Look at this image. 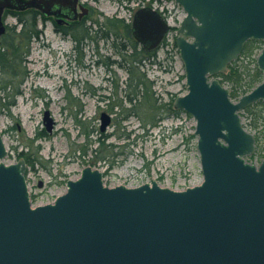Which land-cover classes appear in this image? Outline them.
<instances>
[{"label":"water","instance_id":"95a60500","mask_svg":"<svg viewBox=\"0 0 264 264\" xmlns=\"http://www.w3.org/2000/svg\"><path fill=\"white\" fill-rule=\"evenodd\" d=\"M185 16L175 39L187 92L175 109L195 120L202 181L175 190L150 179L108 186L85 166L51 203L32 206L26 162L3 160L0 134V264H264V157L255 150L239 112L264 102V45L256 57L263 80L238 100L215 76L236 60L247 40L264 42V0H175ZM78 0H0L5 8L44 14L74 10ZM79 16L88 8L79 4ZM67 15V14H66ZM168 24L155 9L138 8L131 32L143 48H157ZM46 129L52 118L45 111ZM110 116L101 114L100 130Z\"/></svg>","mask_w":264,"mask_h":264},{"label":"rangeland","instance_id":"374dc122","mask_svg":"<svg viewBox=\"0 0 264 264\" xmlns=\"http://www.w3.org/2000/svg\"><path fill=\"white\" fill-rule=\"evenodd\" d=\"M82 1L90 8L87 19L59 25L67 29L65 33L55 30L53 17L38 20L41 32L31 41L22 63L25 77L20 84L19 78L14 80L20 93L10 109L0 107V134L7 150L4 162L24 158L21 151L32 154V164L25 161L24 175L33 205L53 202L65 192L67 180L78 178L85 166L99 169L108 186L134 187L153 179L162 187L182 190L201 183L195 120L165 108L187 92L174 42L184 17L182 9L170 0ZM145 6L159 11L170 29L164 43L150 51L154 55L141 65L147 88L129 110L127 94H135V81L127 86L125 59L118 52L129 46L128 39H105L94 29L104 17L131 24L134 12ZM4 25L6 30L18 23L8 14ZM258 52L255 49L252 57L256 59ZM224 86L231 91L230 85ZM45 111L53 121L51 131L43 120ZM103 112L110 116V123L101 131ZM239 115L255 137V150L246 160L258 164L264 154V130L250 128L244 110ZM151 121L156 124L150 125Z\"/></svg>","mask_w":264,"mask_h":264},{"label":"trees","instance_id":"16d2710c","mask_svg":"<svg viewBox=\"0 0 264 264\" xmlns=\"http://www.w3.org/2000/svg\"><path fill=\"white\" fill-rule=\"evenodd\" d=\"M9 13L15 17L18 26H8L5 32L0 36V75L4 77L3 79L0 78V107H6L7 109H10L15 102L14 98L20 93L18 84H20L25 77V72L22 71V63L29 53L30 43L32 40L36 39L41 32L37 26L38 20L41 19V14L38 11L28 9ZM97 23L99 26L94 29V32H101L102 37L105 39L112 36L115 40L122 38L128 39L129 44L127 45L129 46L125 47L121 44L122 48H119L118 52L122 59H125L122 63V67H124L128 73L126 81L127 86L129 87L132 81H135V94H127V101L131 104L129 110H133L135 107L133 103L136 102L137 96L143 94L144 87L147 88V78L145 73L141 71V65L146 59L153 56L154 53L145 51L142 46H139L132 38L131 24L126 23L123 19L104 17L101 22ZM92 25L88 27V30H93L91 29ZM74 39L76 40L75 37ZM262 44L263 42L260 40L246 41L239 57L228 65V71L216 75L222 84L230 85L231 98L238 97L240 94L248 92L262 81V72L256 66L255 57H252L254 50H259ZM77 47L78 44L76 48ZM250 63L253 64L252 68L249 66ZM134 69H136V71H134ZM250 70H252V73H250ZM16 78H19L17 85H15L14 82ZM147 97L148 95L146 98ZM165 108L169 113L175 116H179V113L183 112L182 110L173 108L172 101L167 103ZM244 113H246V117L249 119L248 126L250 128L256 129L260 126L261 129L264 130L263 101H258L247 106L244 109ZM187 115L189 116V114ZM155 124L156 121L150 122V125ZM19 154L22 156L24 155V159L27 163L32 164V160H30L32 154L30 152L25 153L21 151ZM263 156L264 154L260 155V159Z\"/></svg>","mask_w":264,"mask_h":264},{"label":"flooded vegetation","instance_id":"af4514ba","mask_svg":"<svg viewBox=\"0 0 264 264\" xmlns=\"http://www.w3.org/2000/svg\"><path fill=\"white\" fill-rule=\"evenodd\" d=\"M79 4H83L84 6H86L88 8V12H90V8L87 6V4L86 3L84 4L83 1L81 2V0H78L77 6L74 7L73 11L70 10V9L69 10L66 9V11L61 13V14H55L54 12H51L49 14H44L40 9L31 8V7L20 8V9H18V8H5L4 9V13H3V19H4V16H7L8 14H10L9 12L25 11V10H28V9H32V10L38 11L41 14L40 18H42V16L43 17H53L55 30L58 31V33H60V32H64L65 33V31L67 29L61 28V27H59V25H62V24H65V23L68 24V23H72V22H77V21L82 20L83 18L87 19V13L88 12L86 14L82 15L81 17L79 16V14L81 12V10L79 8ZM166 34H167V32L165 33L164 37L166 36ZM164 37L161 40L160 46L164 43V40H165ZM134 40L136 41L135 38H134ZM139 46H142V45L139 44ZM145 51H153V50H148V49L145 48ZM41 185L42 184H41L40 180H38V186H41Z\"/></svg>","mask_w":264,"mask_h":264},{"label":"bare ground","instance_id":"6f19581e","mask_svg":"<svg viewBox=\"0 0 264 264\" xmlns=\"http://www.w3.org/2000/svg\"><path fill=\"white\" fill-rule=\"evenodd\" d=\"M4 161V160H3ZM6 164H8V163H6Z\"/></svg>","mask_w":264,"mask_h":264},{"label":"built area","instance_id":"2783aa9c","mask_svg":"<svg viewBox=\"0 0 264 264\" xmlns=\"http://www.w3.org/2000/svg\"><path fill=\"white\" fill-rule=\"evenodd\" d=\"M170 1H172V0H170ZM175 4V3H174Z\"/></svg>","mask_w":264,"mask_h":264}]
</instances>
